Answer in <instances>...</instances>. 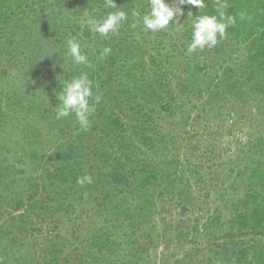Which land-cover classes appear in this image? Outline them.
I'll return each mask as SVG.
<instances>
[{
    "label": "trees",
    "instance_id": "trees-1",
    "mask_svg": "<svg viewBox=\"0 0 264 264\" xmlns=\"http://www.w3.org/2000/svg\"><path fill=\"white\" fill-rule=\"evenodd\" d=\"M116 3L0 0V264H264V0L184 5L156 33L149 0ZM120 9L107 38L84 23ZM220 13L225 38L189 53L194 16ZM81 73L101 96L87 130L56 117ZM177 103L179 124L155 121Z\"/></svg>",
    "mask_w": 264,
    "mask_h": 264
},
{
    "label": "clouds",
    "instance_id": "clouds-1",
    "mask_svg": "<svg viewBox=\"0 0 264 264\" xmlns=\"http://www.w3.org/2000/svg\"><path fill=\"white\" fill-rule=\"evenodd\" d=\"M149 4L150 11L142 16L141 22L144 30H150L153 33L167 28L170 22L175 23L183 16L184 5H192L197 9L206 7L205 0H172L171 3L168 0H149ZM104 6L116 9V0H104ZM84 15L86 17L84 23L87 24L89 30L105 38L109 36V33H117L121 23L128 18L127 12L122 9L107 12L106 15L99 18L87 11ZM132 15L139 16V13L133 11ZM234 23V17H226L223 13H220L219 17L208 14L195 15L191 20V43L187 51L192 53L197 49L214 47L225 38L227 27ZM132 26L136 27V24L134 23ZM67 48L73 63L90 66L87 56L81 50L82 44L75 37L67 40ZM110 51L109 47H104L101 58H104ZM93 87V81L89 79L87 73H81L66 81L57 97L60 101L56 112L57 119L74 114L81 128L87 130L90 126L89 117L95 111V105L101 100L100 95L93 94ZM76 182L81 186L91 184L93 177L86 174L78 177Z\"/></svg>",
    "mask_w": 264,
    "mask_h": 264
},
{
    "label": "rangeland",
    "instance_id": "rangeland-1",
    "mask_svg": "<svg viewBox=\"0 0 264 264\" xmlns=\"http://www.w3.org/2000/svg\"><path fill=\"white\" fill-rule=\"evenodd\" d=\"M174 85H175V86H173L174 88L177 87L176 86L177 84H174ZM174 108H175V106H174ZM176 108H177L176 109L177 113L174 116H171L166 111H164L161 107H159V109L156 110L155 121L160 123V124H163V125H165L167 127H169V126L173 127L174 125L179 124V122H181V120H182V117L185 116L186 112H185L184 109H182V107L180 106L179 103L176 104ZM169 123H170V125H169ZM2 210H5V209H2ZM4 212H5L4 215L8 214L6 211H4ZM17 214H20V212H17ZM50 220L52 221V219H50ZM44 226H45L44 229H46L45 231H48V229L50 228L51 225L45 224ZM160 250H161V248H160ZM169 254H172V253H169ZM176 254H178L180 256V250H178ZM169 259H170L171 262H172V260H174V258H172V259L169 258ZM214 264H233V261H228V262H226V261H217Z\"/></svg>",
    "mask_w": 264,
    "mask_h": 264
}]
</instances>
